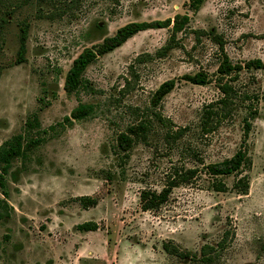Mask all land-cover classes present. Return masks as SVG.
Listing matches in <instances>:
<instances>
[{
	"label": "rangeland",
	"instance_id": "1",
	"mask_svg": "<svg viewBox=\"0 0 264 264\" xmlns=\"http://www.w3.org/2000/svg\"><path fill=\"white\" fill-rule=\"evenodd\" d=\"M190 1L0 0V14L9 10L0 23V146L30 119L38 120L32 134L43 138L15 162L7 197L0 188V203L9 204L6 212L0 205V264H209L164 244L200 258L205 244L223 239L210 264H264V69H243L236 78L218 72L225 53L233 63L264 60V0H206L197 11ZM177 14L190 23L167 52L170 28L140 31L87 68L92 89L65 90L86 47L128 23ZM24 22L27 51L18 62ZM199 72L208 83L184 78ZM169 79L175 88L153 106ZM226 82L234 87L232 113L207 123ZM80 103L92 104L93 113L67 121ZM250 105L258 108L247 141L251 161L240 175L211 176L208 164L241 147ZM145 120L147 137L129 151L119 148L118 135ZM189 168L197 170L189 182L159 208L143 210L144 190L160 192L176 170ZM244 175L249 188L240 193L234 183ZM220 180L226 191L213 187ZM88 221L98 228L79 229Z\"/></svg>",
	"mask_w": 264,
	"mask_h": 264
},
{
	"label": "trees",
	"instance_id": "2",
	"mask_svg": "<svg viewBox=\"0 0 264 264\" xmlns=\"http://www.w3.org/2000/svg\"><path fill=\"white\" fill-rule=\"evenodd\" d=\"M205 1L206 0H191L190 6L193 10L197 11ZM7 13H9V10L5 11V15H7ZM5 15L0 14L1 24L8 21V18ZM189 23L190 16L188 14H177L174 19L169 18L166 20L131 22L120 27L114 35L107 36L102 42L98 44H95L91 47H86L78 55V57L74 59L73 64L66 76L65 90L71 94L86 88L92 89L91 82H89L85 76L87 68L92 63L96 62L99 57L121 46L129 38L133 37L140 31L164 27L170 28L172 31L170 43L165 46L163 50H161L163 52H167L175 45L173 43L178 41V33L184 31ZM28 26L29 25L25 22L21 24L18 62H22L25 59V53L27 51ZM243 69H264V60L261 58H254L246 61L245 63H233L228 54L225 53L224 59L218 68V72L221 77L234 74V77L236 78ZM184 78L192 83L201 85L209 82L208 75L203 72H199L195 75L187 74L184 76ZM175 86V79H169L163 82L153 95V106L158 107L165 96H167L175 88ZM221 88L223 89L225 95L217 100L214 105H211L209 110L206 111L207 113L205 115V121H207V123L208 119L213 117V114L226 117L232 113V106L230 103L232 104L233 100L230 94L233 92L234 87L229 82H226L221 86ZM214 106H218V110L213 112ZM93 111L94 106L92 104L80 103L73 109L71 118L66 117V120L73 122L72 119H85L91 115ZM256 114H258V108L256 106L253 107V105H250L249 114L245 117L244 140L241 144V147L233 156L222 161L208 164L206 166L208 174L214 177H223L237 174L240 175L242 173L243 168L251 161L248 155L247 141L252 129V119L256 116ZM37 125V119H30L27 122V127L25 128L24 132L15 134L0 146V188L6 197L8 196V191L6 189L7 176L13 173L11 170L15 165V162L23 158H27L29 153L37 148L43 141L42 136H34L31 132L37 127ZM151 126L152 125L149 120H145L140 123L129 124L126 130L118 135L119 148H121L123 151H129L137 140L147 137ZM196 172L197 170L192 168L182 171H179L178 169L176 172H174V177L168 180L166 186L160 192L144 190L141 195V206L143 210H153L159 208L169 199L174 187L179 186L182 183L189 182L194 177ZM213 187L218 191H226L228 188L227 184L222 180L214 181ZM248 188L249 182L247 175L238 178L234 183V189L240 193H247ZM84 200L93 204L95 203V200L90 197H86ZM0 205L4 209L3 212H6L7 208L9 207L8 202L5 199H2ZM3 215L4 214L0 212V216ZM97 228L98 224L93 221L84 222L79 225V229L81 230H96ZM226 236L224 238H226ZM225 241L226 240L223 239L218 243L217 246L205 244L201 249L200 258L192 251H181L178 247L172 246L171 244L165 243L164 247L168 252L180 254L182 257H189L190 259H202L203 261L210 264L215 261L217 256H219L220 251L224 249L226 245Z\"/></svg>",
	"mask_w": 264,
	"mask_h": 264
}]
</instances>
